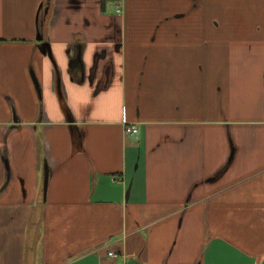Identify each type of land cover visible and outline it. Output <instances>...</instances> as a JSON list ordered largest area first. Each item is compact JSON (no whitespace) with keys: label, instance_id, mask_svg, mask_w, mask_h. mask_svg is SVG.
I'll use <instances>...</instances> for the list:
<instances>
[{"label":"crops","instance_id":"crops-1","mask_svg":"<svg viewBox=\"0 0 264 264\" xmlns=\"http://www.w3.org/2000/svg\"><path fill=\"white\" fill-rule=\"evenodd\" d=\"M0 264H264V0H0Z\"/></svg>","mask_w":264,"mask_h":264},{"label":"trees","instance_id":"trees-1","mask_svg":"<svg viewBox=\"0 0 264 264\" xmlns=\"http://www.w3.org/2000/svg\"><path fill=\"white\" fill-rule=\"evenodd\" d=\"M45 6L46 4L44 3L43 7L40 9L39 12V22L41 25V34L44 35V31H43V27L44 25H46V23L48 22V17L50 14V10H51V5L49 6V10L48 12L45 11ZM76 148L80 147V140L78 142H76ZM43 195H44V190H43V186L40 190V203L38 204V208L37 211L34 214V217L32 219L31 225H30V242L28 244V248H27V256H28V261H32V258L35 257V251H36V243L38 239V230H37V223H38V218L40 217V213L42 211V206H43ZM42 198V199H41ZM38 213V214H37ZM30 259V260H29Z\"/></svg>","mask_w":264,"mask_h":264},{"label":"water","instance_id":"water-1","mask_svg":"<svg viewBox=\"0 0 264 264\" xmlns=\"http://www.w3.org/2000/svg\"><path fill=\"white\" fill-rule=\"evenodd\" d=\"M49 9V6L47 5L45 7V11L47 12ZM39 39L40 40H43V36L40 35L39 36ZM41 50L43 53L45 54H49L51 56V50H50V45L48 42L44 41L41 43ZM84 73V72H83ZM49 174H50V171H49V168L48 166L45 164L44 166V177H43V187H44V193L46 194V190H47V186H48V180H49Z\"/></svg>","mask_w":264,"mask_h":264},{"label":"built area","instance_id":"built-area-1","mask_svg":"<svg viewBox=\"0 0 264 264\" xmlns=\"http://www.w3.org/2000/svg\"><path fill=\"white\" fill-rule=\"evenodd\" d=\"M126 133L135 134L138 132V129L135 126H126ZM109 255H114V251L108 252Z\"/></svg>","mask_w":264,"mask_h":264}]
</instances>
